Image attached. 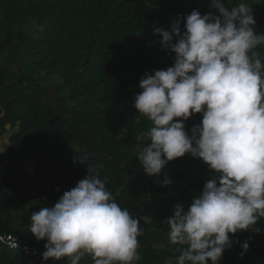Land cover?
<instances>
[{
	"label": "trees",
	"instance_id": "16d2710c",
	"mask_svg": "<svg viewBox=\"0 0 264 264\" xmlns=\"http://www.w3.org/2000/svg\"><path fill=\"white\" fill-rule=\"evenodd\" d=\"M241 2L252 7L256 32L264 34V0H223L227 7ZM196 4L202 15L218 14L211 0H0V138L7 127H17L0 154V170L7 162L0 178V233L38 249L29 262L0 244V264H45L47 241L31 234V214L54 206L88 175V166L107 177L115 202L139 219L137 264H176L184 246L169 242L165 220L176 204L189 207L214 173L186 154L159 177L146 175L137 156L149 143L151 121L133 104L145 73L174 64L175 54L162 49L156 29L170 31L180 22L183 33V19ZM257 51L264 56V46ZM53 74L62 83L52 82ZM201 120L200 114L191 117L186 131ZM26 160L33 161V176L23 171ZM256 227L259 234L230 237L240 243L219 264H264V218ZM80 264L93 261L86 256Z\"/></svg>",
	"mask_w": 264,
	"mask_h": 264
},
{
	"label": "clouds",
	"instance_id": "9594fccd",
	"mask_svg": "<svg viewBox=\"0 0 264 264\" xmlns=\"http://www.w3.org/2000/svg\"><path fill=\"white\" fill-rule=\"evenodd\" d=\"M218 14L193 10L170 31L156 29L163 50L175 54L166 70L145 73L133 107L151 121L149 143L138 160L149 177L186 154L214 173L189 207L174 206L167 218L168 239L184 246L176 264H219L238 240L264 218V34L256 32L247 3L227 7L211 0ZM175 37V42H174ZM51 81L62 83L56 74ZM201 122L190 133L186 121ZM107 177L88 166V175L65 191L54 206L31 214L30 232L47 241L42 260L80 264H137L141 259L140 221L122 208L106 188ZM171 183L165 178L163 186ZM241 255L249 241L240 244ZM165 264H172L166 261Z\"/></svg>",
	"mask_w": 264,
	"mask_h": 264
},
{
	"label": "built area",
	"instance_id": "2783aa9c",
	"mask_svg": "<svg viewBox=\"0 0 264 264\" xmlns=\"http://www.w3.org/2000/svg\"><path fill=\"white\" fill-rule=\"evenodd\" d=\"M2 206L0 202V223H2ZM0 244L11 252L23 255L26 261L31 262L38 255V249L34 246L20 242L14 235L0 233Z\"/></svg>",
	"mask_w": 264,
	"mask_h": 264
},
{
	"label": "rangeland",
	"instance_id": "374dc122",
	"mask_svg": "<svg viewBox=\"0 0 264 264\" xmlns=\"http://www.w3.org/2000/svg\"><path fill=\"white\" fill-rule=\"evenodd\" d=\"M196 10H198L199 12H201V6L196 4ZM16 131H17V127H14V128L7 127V133L4 134L0 138V154H3L7 150V148L10 145L8 138H9V136L13 132H16ZM6 164H7V162L2 163V165H1L0 178L2 177V175H3L4 171H5ZM23 171L24 172H28V173L31 172L32 175H34V168H33V161L32 160H26V161H24ZM57 179L58 178H53L52 179V182L57 181Z\"/></svg>",
	"mask_w": 264,
	"mask_h": 264
},
{
	"label": "crops",
	"instance_id": "0c3cea01",
	"mask_svg": "<svg viewBox=\"0 0 264 264\" xmlns=\"http://www.w3.org/2000/svg\"><path fill=\"white\" fill-rule=\"evenodd\" d=\"M29 174H31L32 175V173L30 172ZM33 176V175H32ZM33 203H34V201L33 200H30V201H28L27 202V204H26V206H27V208H30L32 205H33Z\"/></svg>",
	"mask_w": 264,
	"mask_h": 264
}]
</instances>
